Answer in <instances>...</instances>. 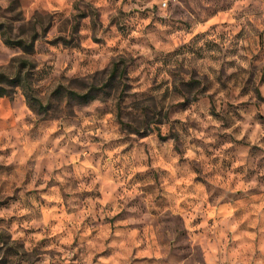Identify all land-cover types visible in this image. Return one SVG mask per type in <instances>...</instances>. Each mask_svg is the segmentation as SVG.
<instances>
[{
	"label": "clouds",
	"instance_id": "9594fccd",
	"mask_svg": "<svg viewBox=\"0 0 264 264\" xmlns=\"http://www.w3.org/2000/svg\"><path fill=\"white\" fill-rule=\"evenodd\" d=\"M0 77V261L264 264V0H0Z\"/></svg>",
	"mask_w": 264,
	"mask_h": 264
},
{
	"label": "rangeland",
	"instance_id": "374dc122",
	"mask_svg": "<svg viewBox=\"0 0 264 264\" xmlns=\"http://www.w3.org/2000/svg\"><path fill=\"white\" fill-rule=\"evenodd\" d=\"M209 47H211V45H209ZM45 75H47V73H45ZM43 78V77H42ZM113 78H114V74H113ZM260 84L261 85H264V77H262L261 79H260ZM257 94H259V90L257 89ZM4 96H6V95H3V96H0V98H2V97H4ZM121 98H123V94H121ZM262 99H264V98H262ZM262 119H264V118H262ZM161 138H163V137H161ZM0 206H2V204H0ZM11 251V250H10ZM0 264H5V262L4 261H0Z\"/></svg>",
	"mask_w": 264,
	"mask_h": 264
},
{
	"label": "trees",
	"instance_id": "16d2710c",
	"mask_svg": "<svg viewBox=\"0 0 264 264\" xmlns=\"http://www.w3.org/2000/svg\"><path fill=\"white\" fill-rule=\"evenodd\" d=\"M29 51H31V49H29ZM0 79H4V77H0ZM12 83L19 84L20 81L14 80V81H12ZM3 95H7V93L3 89H0V96H3ZM88 98H89L88 96L83 97V99H85V100H87Z\"/></svg>",
	"mask_w": 264,
	"mask_h": 264
}]
</instances>
